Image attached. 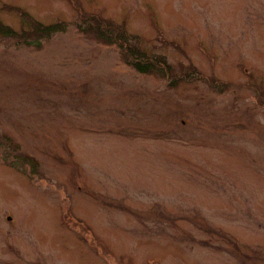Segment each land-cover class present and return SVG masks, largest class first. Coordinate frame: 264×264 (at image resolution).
Here are the masks:
<instances>
[{"label": "rangeland", "instance_id": "rangeland-1", "mask_svg": "<svg viewBox=\"0 0 264 264\" xmlns=\"http://www.w3.org/2000/svg\"><path fill=\"white\" fill-rule=\"evenodd\" d=\"M0 21V264H264V0H0Z\"/></svg>", "mask_w": 264, "mask_h": 264}, {"label": "trees", "instance_id": "trees-1", "mask_svg": "<svg viewBox=\"0 0 264 264\" xmlns=\"http://www.w3.org/2000/svg\"><path fill=\"white\" fill-rule=\"evenodd\" d=\"M85 15L81 16V19ZM86 17V16H85ZM89 18V16H87ZM27 20L32 22L30 25L31 34L34 37H40V38H49L52 35H55L59 32H61L63 27L59 24H50V25H43L38 22H33L31 18L26 16ZM83 20V19H82ZM85 21V20H84ZM94 21L97 23V25L87 27L89 30V33L93 35L98 41H101L105 44H117L118 48H121L122 50L125 49V46L128 47L126 53V57H130L134 59L133 63H129L137 72L141 74H153L154 72H163L165 73L168 71L169 66L165 62V60L161 57H148L146 54H144L140 48L137 45L136 42L131 45L130 41L134 40V38L127 33L124 34V30L120 29V33L114 35L112 33V30L110 27H106L107 23L102 24L100 21L94 19ZM0 36L10 38V37H16L17 33L12 30L11 28L3 25V23L0 21ZM101 39V40H100ZM31 46V45H30ZM161 71H159V70Z\"/></svg>", "mask_w": 264, "mask_h": 264}]
</instances>
